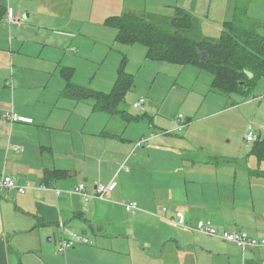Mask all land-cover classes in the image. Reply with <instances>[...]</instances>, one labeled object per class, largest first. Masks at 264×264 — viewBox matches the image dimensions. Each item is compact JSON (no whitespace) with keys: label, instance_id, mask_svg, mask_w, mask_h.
<instances>
[{"label":"crops","instance_id":"0c3cea01","mask_svg":"<svg viewBox=\"0 0 264 264\" xmlns=\"http://www.w3.org/2000/svg\"><path fill=\"white\" fill-rule=\"evenodd\" d=\"M65 1L64 16L59 7ZM241 1L92 0L91 7L85 9V0H0V177L10 176L18 186L30 185L24 194L0 191V264H63L62 257L65 264H132L130 253L105 247L110 237H131L100 232L102 222H119L113 217L116 208L126 212L125 206L132 202L139 210L126 212L129 218L121 224H149L158 229L155 237L133 239L142 245L143 252L145 246H155L150 251L158 259L154 264H264V246L242 251L217 237L192 233L177 225L174 218L177 212H183L189 226L208 223L220 231L264 237V178L252 174L264 172V162L252 153L232 152V156L222 157L212 131L199 132L196 128L197 121H206L220 112L241 111L243 103L236 101L241 95L232 94L238 95L233 98L211 92L212 75L206 76V91L211 98L194 114L202 118H188L186 122L178 116L173 120L177 126L169 129L165 126L171 121L150 113L158 109L163 114V107L171 105V100L159 108L153 103L158 104V94L153 92L154 99L142 115L149 120L150 130L137 124L127 130L129 126L118 116L95 111L93 100L68 95L69 84L86 87L73 82L74 68L60 65L62 57L71 62V53L86 47L83 36H94L108 18L124 13L168 17L180 7L197 18L200 34L206 38H218L220 35L215 36L222 33L224 23L236 19L251 21L257 30L264 27V0L258 7L255 0ZM11 17L16 22H10ZM45 48L55 54V59L42 57ZM34 65L52 66L53 70L40 69L44 75L33 78L19 72L33 70ZM9 67L13 68L10 73ZM201 75L195 74L193 88L196 82L201 84ZM188 87L184 84L185 90H177L173 85L169 97L184 93ZM39 88L41 93L36 95ZM226 100L229 105L224 104ZM262 100L256 116L264 114ZM82 103L86 108H81ZM5 113L31 122H13L4 118ZM113 123L118 131H107ZM258 128L255 131L254 126V130L250 127L245 140L251 129L256 135L253 143L262 140L264 123L259 122ZM184 130L186 134L182 135ZM97 139L109 141L113 148L103 149L104 142ZM142 140L145 142L136 148ZM108 154L110 157L104 159ZM97 155V174L91 176L86 172V162L88 158L94 161ZM55 170L69 175L55 180L45 175ZM87 180L95 182L93 187L87 186L90 196L95 194L97 183L115 182L116 188L108 199L87 202L72 191ZM42 186H55L61 193L43 190ZM60 222L74 232L87 231L86 237L89 230L94 231L100 247L77 245L66 254L57 250L56 256L54 244L58 245ZM170 229L176 231L174 235ZM46 240H53L49 251H45Z\"/></svg>","mask_w":264,"mask_h":264},{"label":"rangeland","instance_id":"374dc122","mask_svg":"<svg viewBox=\"0 0 264 264\" xmlns=\"http://www.w3.org/2000/svg\"><path fill=\"white\" fill-rule=\"evenodd\" d=\"M244 1L245 0L241 1L242 4H244ZM261 2L262 0H255L256 7H258ZM91 3L92 0H85V9H89L91 7ZM66 6L67 1L60 4L59 11L61 15L65 16L64 8ZM26 17L27 16L24 15L23 19L25 20ZM88 26H90L89 23ZM101 28L102 29L99 32H96L94 36L89 34L85 37L83 36L86 42V47L81 51L76 50V53H71V62H69L67 57H62V59L64 60L60 62L61 66L70 65L71 68L75 69V72L73 74L74 79L72 77L73 82L76 80L79 85L85 86L88 90L94 92L109 93L112 90L117 79V71L119 69L120 63L122 60L126 59V63L124 62L125 66H127L126 72L134 75V87L127 94L126 99L122 104V109L128 111L132 115H142L146 111L149 101H152L154 99L152 96L154 92L158 94V98H155L157 99L158 104L155 102L153 103L159 108L161 107V105H165L167 102H169V100H171V105L163 107V114L158 109H153V112L150 113L151 116H154L155 118L161 117V119H163L165 122L171 121L169 122V126H165V128L172 129L177 126L173 124V120L175 117L178 118V116H182L186 122L188 118H194V120L198 118V116H194V114L197 110L200 109L203 103V106H207V101L211 98V95H209V93L206 91L205 79L206 76H211L210 73H208L207 71L199 70L198 68L190 65L182 67L180 65L167 62L151 61L146 58V49L143 45L120 44L116 41L117 30L115 28L106 27L105 25H103ZM257 32L264 35V27L259 28ZM219 35L220 34L215 37H218ZM78 52L79 54H77ZM41 53L42 57L50 56V58L55 59V54H53L46 48ZM24 64H28V62ZM34 66L35 68L33 70L19 72L21 74L30 75L29 78H33L41 77L42 75H44V73L40 69L47 72L48 70H50V72H52L53 70L52 66H46L44 68L43 66ZM10 69L13 71V68L9 67V73ZM195 74H202L201 76L203 78L201 79V84H198V82H196L193 88L192 80H194ZM184 84L189 85L188 89L184 93H174L172 97H169L170 88L173 85L177 88V90H185L183 88ZM28 85L30 86L31 84ZM51 85L52 83H50V86ZM63 91L66 92V88H64ZM39 93H41L40 88L39 91L36 92V95H38ZM232 96L234 98L238 95ZM260 96L264 97V78L256 83L254 88L251 90V96L249 99L255 97L257 98ZM140 98H144L147 101V103L145 104V108L134 109L133 103L137 102ZM249 99H247L248 101L244 102V98L242 96L236 97V101L241 100L243 103L241 105L243 106V109L239 112L236 111L226 114L229 111H224L210 117V119L208 120L205 119L206 121L199 120L196 122L198 123L196 125V128L199 132L206 129L212 131L217 139L218 147H220L217 149L221 151L220 154L222 157L232 156L230 154L232 152H235L239 155H247L251 153L253 149L254 143L250 144L245 140V132L250 127L253 129V126L255 128V131H259V122L264 123V114L262 113L261 115L256 116L259 106L262 103L261 100L256 99L254 101H249ZM224 104L229 105L227 100L224 101ZM84 106L85 103H82L81 108H86ZM95 114L98 113H94V115ZM256 118L259 121L258 124ZM148 121L149 120L142 119V121L138 123H123L126 126H129L127 130H131L132 128H134V126H136L135 124H137V126L139 125L143 130L145 129L146 131H148L150 130L148 129ZM107 131H118V125L116 123H113L110 127H108ZM185 131L186 130H184V133L182 135L186 134ZM138 139H140V137ZM97 140L103 141V139ZM131 140L134 141L135 139ZM103 142L104 143L101 146L103 149L113 148L109 145V141ZM139 151H142V149ZM107 157H110V155L108 154L106 157L104 156V159H107ZM94 159L95 162L90 158H88L86 162V172L91 173V176H96L97 174L96 159H98V155ZM87 181L88 182L85 183L89 188L94 186L95 182H92L91 180ZM124 187L127 189L126 184H124ZM115 211L116 213L113 217L119 222L112 225H107L102 222L100 232L102 234H105L112 231L120 234V236L123 237L130 236L131 240L128 238L115 239L110 237L108 239L110 240V243L105 247H118L124 250L127 254L130 253L129 255L131 256L132 264L158 263V259L155 258L154 253L150 252L155 246H153V248L145 246V252H143L142 245L133 241V239H147L149 238V236L155 237L158 234V229L149 224L142 225L134 223L130 225L128 223H125L127 225L125 226L121 223H123V221H127V218H129V214L121 208H116ZM170 230L173 231L174 235L176 231L174 229ZM75 231H79V229L75 228ZM192 233L195 232L192 231ZM87 237L91 243L90 245H87L89 248L100 247V245H97L98 235L95 234L94 231L89 230ZM52 242L53 240L45 241V246L47 247L45 251L50 250V248L53 246L51 245ZM80 247L81 246L78 245L76 248ZM57 250V245L54 244V251L56 252L55 254H57ZM56 256L59 255L57 254ZM62 258V263L65 264L64 258ZM82 260L85 261V258H83Z\"/></svg>","mask_w":264,"mask_h":264},{"label":"trees","instance_id":"16d2710c","mask_svg":"<svg viewBox=\"0 0 264 264\" xmlns=\"http://www.w3.org/2000/svg\"><path fill=\"white\" fill-rule=\"evenodd\" d=\"M104 25L117 30L116 41L120 44L143 45L146 58L151 61L182 67L190 65L207 71L212 75L211 92L222 96L239 94L247 99L256 83L264 78V35L257 32L256 25L251 21L236 19L224 23L218 38L203 37L197 18L180 7L175 8L173 15L168 17L124 13L108 18ZM203 53L207 55L203 56ZM124 62L126 59L121 61L116 82L109 93L94 92L69 84L68 95L75 99L93 100L95 111L116 115L125 122L142 120L144 114L134 116L121 108L127 94L134 87V75L126 72ZM246 71L253 77L249 78ZM144 108L145 105L138 109ZM251 153L259 162H264V138L254 144ZM252 174L264 178L262 171H253ZM45 175L55 180L69 174L55 170L46 171ZM80 184H84L87 189L84 182ZM46 187L61 193L55 186Z\"/></svg>","mask_w":264,"mask_h":264},{"label":"built area","instance_id":"2783aa9c","mask_svg":"<svg viewBox=\"0 0 264 264\" xmlns=\"http://www.w3.org/2000/svg\"><path fill=\"white\" fill-rule=\"evenodd\" d=\"M10 22L14 23L16 20L11 17ZM262 100V97L257 98ZM146 100L144 98L139 99L136 103H134V108H143L145 105ZM5 119H9L13 122L17 121H22V122H31L30 120L23 119L18 117L15 114L11 113H5L4 114ZM183 125H180L178 129H181ZM246 140L248 142L253 143L256 141V135L254 131L251 129L247 135H246ZM145 142V140H142L140 143L137 144V147L142 146V144ZM17 150V148H15ZM43 190H49L48 187L43 186L40 187ZM116 188V183L112 182L110 184H103V183H97L95 185V194L93 196H90L87 194V189L84 184H80L76 189H75V194L81 196L83 200L89 202L91 199H98V200H105L108 199L112 192ZM30 189V185L27 184L25 186H18L16 180L10 176H4L2 175L0 177V191H11V190H17L19 193H26V191ZM57 194H59L58 191H56ZM126 212L129 213H136L139 210V206L137 203H129L125 206ZM163 211L165 212L166 209L164 208ZM175 222H177V225H179L182 228H186L189 230H192L194 232H198L202 235L212 237V238H219L225 242L235 244L239 246L242 251H245L247 249L255 248L258 246H264V237L262 238H253L250 236H247L245 234H242L240 232H226V231H220L217 228H215L213 225L208 224V223H200L197 226H189L186 222V216L183 212H177L175 214ZM59 230H60V235L58 239V252L60 254H66L70 249H73L77 245H84V244H89L90 241L89 239L81 234L74 232L73 230H69L66 228V225L62 222L59 224Z\"/></svg>","mask_w":264,"mask_h":264},{"label":"water","instance_id":"95a60500","mask_svg":"<svg viewBox=\"0 0 264 264\" xmlns=\"http://www.w3.org/2000/svg\"><path fill=\"white\" fill-rule=\"evenodd\" d=\"M202 55L203 56H206L207 54L206 53H203ZM245 73L247 74V76L249 78H252L253 77V75L250 72L246 71ZM81 234L86 235L87 234V231H83Z\"/></svg>","mask_w":264,"mask_h":264}]
</instances>
